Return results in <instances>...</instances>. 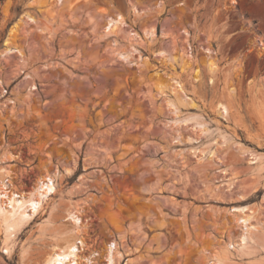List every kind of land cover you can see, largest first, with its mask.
<instances>
[{"label": "rangeland", "instance_id": "obj_1", "mask_svg": "<svg viewBox=\"0 0 264 264\" xmlns=\"http://www.w3.org/2000/svg\"><path fill=\"white\" fill-rule=\"evenodd\" d=\"M46 172L0 264H264V0H0V192Z\"/></svg>", "mask_w": 264, "mask_h": 264}, {"label": "bare ground", "instance_id": "obj_2", "mask_svg": "<svg viewBox=\"0 0 264 264\" xmlns=\"http://www.w3.org/2000/svg\"><path fill=\"white\" fill-rule=\"evenodd\" d=\"M158 83H161V82H158ZM4 175L5 174H3V177H4ZM52 175L49 172H46L45 176H43L42 178H40L38 180L37 185L34 188V191H31V192H21L19 194H16L15 192H12L11 189H10V191H8L9 189H6L8 186L6 188H3L7 184H5L3 187H1L2 191L0 193L4 192V195L3 194H2V196L0 195V198H1L0 199V234L3 236V239H1V240L3 241L4 246H6V252L7 253L11 252V249L13 246V241H14L16 235L26 225L27 213L29 212L31 214L30 215L31 217L37 215L38 214L37 206L39 205V203L43 200L44 197L52 195L55 192V190H54L55 189L54 188L55 181L53 183ZM4 204L7 207L6 208L7 210H5L3 208L4 210L2 209L3 210L2 211L1 206ZM38 207H40V206H38ZM30 216H28V217H30ZM250 218H251V216H250ZM74 224L76 227L77 224L76 223H74ZM225 226H227V225L225 224ZM248 236H250V232H248V230L243 231L239 235L238 240H235V241H238V243L242 242V244H244L245 238ZM66 241L67 242L64 241V243L60 244V245H59V243L55 244L52 247L51 252L48 254V256L43 260V262L41 264H80L78 262L79 255L77 254L80 249L77 251V248H78V244H80V246L83 247L84 242L77 239V237H75V236L72 240L69 241V239H68ZM110 247H112V246H109V249L107 250V254H106L107 261L109 263L112 261V257L114 255V253L112 252ZM208 247H209V245L205 244V245H203L202 249H207ZM217 251H219V250H217ZM221 253H223V252L221 251L220 254ZM220 254H219V252H217L214 255L215 258L217 259Z\"/></svg>", "mask_w": 264, "mask_h": 264}]
</instances>
